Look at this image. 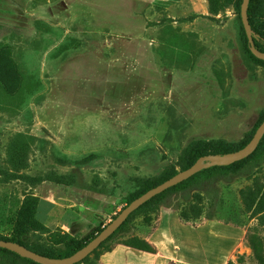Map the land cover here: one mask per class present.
I'll return each mask as SVG.
<instances>
[{
    "label": "rangeland",
    "instance_id": "rangeland-1",
    "mask_svg": "<svg viewBox=\"0 0 264 264\" xmlns=\"http://www.w3.org/2000/svg\"><path fill=\"white\" fill-rule=\"evenodd\" d=\"M238 3L0 0V236L39 249L87 240L194 150L245 141L264 114V61ZM253 22L264 32V0ZM206 189L148 201L75 264H97L165 211L194 226L216 217L236 233L228 261L264 264V162ZM201 228L200 240L219 235ZM0 264L31 263L4 253Z\"/></svg>",
    "mask_w": 264,
    "mask_h": 264
},
{
    "label": "trees",
    "instance_id": "trees-1",
    "mask_svg": "<svg viewBox=\"0 0 264 264\" xmlns=\"http://www.w3.org/2000/svg\"><path fill=\"white\" fill-rule=\"evenodd\" d=\"M258 2H259V0H249L248 1L247 18H248V21H249V24L251 27V35H252V39H253V44L258 50L264 52V32L260 28L255 27L254 22H253V13H254L255 8L258 7ZM240 3H241V0H239V3H238V15H239ZM239 19H240V15H239ZM240 22H241V20H240ZM241 26H242V23H241ZM242 31H243V35L245 38L246 47L248 48L251 56L257 61H264L263 59L255 57L251 53V51L249 49V43L247 41L246 35L244 33V30H243V26H242ZM263 119H264V114L259 117L256 125L252 129L251 134L242 143L238 144L237 146H235L233 148H228V149H224L221 151H215V152H209V153L208 152H198L197 150H194L190 156V161L183 164L179 170L184 169V168L188 167L189 165H191L201 155L214 154V153L222 154L224 152L234 151V150L241 148L242 146H244L248 142V140L251 138L252 134L254 133L256 127L260 124V122ZM263 138H264V132L261 135L255 149L250 154H248L247 156H245L239 160L233 161L227 165H212V166L202 168V169L198 170L197 172L193 173L188 178H186V179H184V180H182V181H180V182H178L172 186H169V187L165 188L164 190H162L161 192L153 195L151 198H149L148 200L143 202L140 206H142L143 204L147 203L150 200H154L156 202H162V201H164V199L168 195H170L172 193L175 194L176 196H179L182 200L188 201L190 199V197L192 196V193L194 191H201V192L204 190L206 191L207 190L206 188H208V186L213 185L216 181H219V180L229 181L233 175L251 172L256 166H258L264 162V148L261 150H258L260 145H261ZM177 171L178 170H175V169L167 170L163 173H160L152 181L146 182L142 187H140V189L132 197L127 198L125 205L130 200H132L136 196L140 195L142 192H144L147 189H149L150 187L155 186L156 184L162 182L163 180L167 179L168 177H170L171 175H173ZM140 206H138L137 208H139ZM135 210H133L130 214H128L127 217L123 220V222L111 234H109L97 247L104 245L106 242L111 240L119 231L125 229L128 225L130 215ZM210 218H212V216L206 217V219H210ZM100 230H101V228L97 232H99ZM92 237H90V238H92ZM0 238L6 239V240L16 241V242L24 245L25 247H27V248L35 251V252H38L40 254H44L47 256H51V257L67 256V255L71 254L72 252H74L76 249L80 248L82 245H84L90 239V238L87 240L84 239L81 242L75 243V244L68 246V247L59 246L56 248H40L39 249L38 246L27 245L18 237L5 238V237L0 236ZM118 243H121V244H124L127 246H131V247H134L137 249L149 251V252H155L156 251L155 246L151 242H149L144 237H140L137 235H132L128 240H125L123 242H118ZM111 247L106 248L104 251L109 250ZM4 253H13L15 255H18V254L14 253V252L6 249V248L0 247V255H3ZM19 257H21V256H19ZM21 258L23 260L30 262L31 264H40V263H37V262H35L29 258H26V257H21ZM82 260H80V261H82ZM80 261H78V262H80ZM78 262H76V263H78ZM227 264H232V262L228 261Z\"/></svg>",
    "mask_w": 264,
    "mask_h": 264
},
{
    "label": "crops",
    "instance_id": "crops-1",
    "mask_svg": "<svg viewBox=\"0 0 264 264\" xmlns=\"http://www.w3.org/2000/svg\"><path fill=\"white\" fill-rule=\"evenodd\" d=\"M173 226L177 227L174 234ZM201 227L219 230L215 241L198 239L196 233ZM184 231L190 233L188 237ZM235 236V231L216 217L194 226L182 222L177 213L165 211L157 227L142 235L155 246V252L116 243L99 254L97 264H227Z\"/></svg>",
    "mask_w": 264,
    "mask_h": 264
},
{
    "label": "water",
    "instance_id": "water-1",
    "mask_svg": "<svg viewBox=\"0 0 264 264\" xmlns=\"http://www.w3.org/2000/svg\"><path fill=\"white\" fill-rule=\"evenodd\" d=\"M248 1L249 0H241L239 9L240 20L247 41L249 43V49L251 53L257 58L264 59V52L258 50L253 44L251 27L247 18ZM263 132L264 119L256 127L254 133L252 134L248 142L241 148L234 151L224 152L222 154L214 153L201 155L188 167L178 170L176 173H174L167 179L142 192L140 195L136 196L135 198L130 200L124 207H122L119 212L84 245H82L80 248L76 249L74 252L67 256H47L35 252L16 241L6 240L2 238H0V247L6 248L21 257L29 258L40 264H74L82 260L90 252H92L109 234H111L123 222V220L127 217L128 214H130L133 210H135L138 206H140L143 202L151 198L153 195L161 192L169 186H172L188 178L193 173L197 172L202 168L212 165H227L233 161L239 160L247 156L255 149Z\"/></svg>",
    "mask_w": 264,
    "mask_h": 264
}]
</instances>
